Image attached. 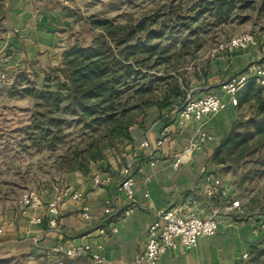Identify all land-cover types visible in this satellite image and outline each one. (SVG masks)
I'll return each mask as SVG.
<instances>
[{
  "label": "crops",
  "instance_id": "crops-1",
  "mask_svg": "<svg viewBox=\"0 0 264 264\" xmlns=\"http://www.w3.org/2000/svg\"><path fill=\"white\" fill-rule=\"evenodd\" d=\"M51 3L53 0H10L2 21L0 58L2 54L11 58L4 65L0 60V68L14 74L22 70L34 74L33 69L36 74H43L50 68L60 47L57 31L64 27L61 25L65 18ZM261 35L244 49L217 53L201 80L204 86L198 87L202 91L193 97H224L219 89L221 82L243 72L250 64L264 65ZM238 117L235 107L228 106L204 120L191 118L180 125L175 121V111L149 109L130 127L131 143L123 142L117 151L107 150L103 159L91 163L87 174L69 173L63 183L38 192L44 200L57 199V229L47 228L44 222L31 223L34 217L43 215V208H19L2 222L0 252L20 255L33 251L38 258L54 262L60 256L52 250L54 246L87 244L106 264H143L134 259L144 248L155 212L177 208L181 213L199 211L204 216L215 212L218 230L200 237L193 248L177 244L163 253L156 264H239L241 254L252 244L254 226L251 220L236 223L233 215L225 214L224 209L230 208L220 197L206 196L201 174V169L206 168L218 176L223 165L212 161L213 152ZM164 127L168 129L166 139L157 145ZM202 132L206 134L204 141L199 139ZM144 141L146 147L141 146ZM190 142L196 145L187 151ZM177 158L180 162L174 165ZM126 166H131L133 172L130 200L118 189ZM95 175L99 176V183L93 186ZM221 180L228 192H235L232 184ZM73 192L81 193V197L73 199ZM83 212L88 218L83 217ZM72 264L91 263L82 255L72 257Z\"/></svg>",
  "mask_w": 264,
  "mask_h": 264
},
{
  "label": "trees",
  "instance_id": "trees-1",
  "mask_svg": "<svg viewBox=\"0 0 264 264\" xmlns=\"http://www.w3.org/2000/svg\"><path fill=\"white\" fill-rule=\"evenodd\" d=\"M6 2L0 0V31ZM183 7L182 1L174 4L171 0L151 14L128 17L124 23L93 19L99 31L86 44L80 45V39H74L72 47L63 52L60 65L52 72L43 71L41 84L35 80L38 74L34 69L31 77L24 70L17 72L6 88L8 94L28 95L31 104L28 121L17 130L21 137L15 142L16 149L59 150L55 160L58 169L87 174L91 163L104 158L106 148L115 151L123 142L131 143L129 129L146 109L154 106L159 112H172L186 100V80L149 71L167 65L170 60V56L164 55L168 46L159 47L157 38L178 28H192L206 18L214 24L229 22L240 16L243 9L264 12V0H189L185 14ZM203 28L199 24L193 31ZM186 41L181 42L182 48L190 45ZM151 56H154L153 64H150ZM139 63L143 71L135 68ZM236 97L239 110L248 103L250 117L239 116L231 125L213 152L215 164L236 163L247 155L251 146L256 147L264 139L261 87L249 80ZM68 117L73 124L71 130L66 129ZM241 128L245 129L240 131ZM249 215L243 212L233 217L243 220ZM263 256L264 236L247 250V257L258 264Z\"/></svg>",
  "mask_w": 264,
  "mask_h": 264
},
{
  "label": "rangeland",
  "instance_id": "rangeland-1",
  "mask_svg": "<svg viewBox=\"0 0 264 264\" xmlns=\"http://www.w3.org/2000/svg\"><path fill=\"white\" fill-rule=\"evenodd\" d=\"M170 1L53 0L51 4L62 11L65 24L63 21L61 26L64 27L57 31V36L60 38V47L52 57L53 62L48 71L52 72L60 65L63 52L72 47L74 39L79 38L80 45L91 41L94 34L99 31L97 25L92 23L93 19L106 18L117 23H124L128 17H141L142 14H151ZM172 1L174 4L182 1L184 5L182 14H185L186 8L189 6V0ZM36 3L40 7L39 1ZM8 4L10 5V0L5 3L6 8L9 7ZM239 15L229 22L220 24L209 22L207 21L209 18H206L201 20L202 23L199 21L195 23L204 25V28L198 31H193V28L197 26L193 24L194 27L192 28L182 27L178 28L176 32L165 33L160 36L156 39L159 40L158 46H168L164 55L170 56V60L169 63H166L167 65L161 64L149 71L162 77L174 76L178 81L182 78L186 80V98L201 92L202 90L198 87L204 86L201 82L203 72L208 71V64L216 55L214 49L219 44L225 43L233 36L243 32L251 33L255 39L262 36L264 12L258 13L257 10L249 8L241 10ZM3 34L4 30H1L0 35ZM173 38L175 41L172 40ZM194 38H197V40ZM183 40L190 42L187 48H182L181 42ZM191 40L195 41L191 42ZM10 58L7 54H2L0 60L4 65ZM153 62L154 56H151L150 64H153ZM172 64L174 65L171 66ZM259 65L264 66L263 64ZM135 68L141 71L144 70L143 65L140 63L135 64ZM15 75L13 72L8 73L4 68H0V173H2L0 177V229H3L2 222L4 219L12 213L16 214V211L19 210V200L25 191L42 192L48 188L56 187L63 183L66 175L72 173L57 168L55 160L59 150L31 149L25 151L16 149L15 142L21 137L17 130L28 121L31 98L28 95L13 96L8 94L6 88L12 83ZM29 75L31 77V74ZM43 76L45 75L38 74L35 78L38 84L43 82ZM261 90L264 95V88H261ZM237 106L238 104L235 109L238 116L250 117L248 103H244L240 110ZM153 107H149L146 111ZM70 120L71 117H68L66 121L67 130H71V127H73ZM244 129L241 128L240 131ZM66 148L67 145L64 147V151ZM107 150L111 149L106 148L104 153ZM12 164H15V166L13 167ZM218 176L232 184L235 192L231 193V196L239 201L237 209H224L227 210L225 214L234 216L235 214L241 215L243 212H249L250 215L246 216L245 219L236 220L234 217L233 220L236 223L251 220L254 226L251 243H254L264 236V139L257 143L256 147L251 146L243 159L241 158L231 165H224L218 172ZM247 250L244 252L246 257H241L239 263L258 264V262L256 263L250 257H247ZM32 252L20 255H8L0 252V260H3L0 264H72V258L59 256L57 260L51 262L38 258ZM15 256H19V258L15 259ZM259 264H264V256L261 257Z\"/></svg>",
  "mask_w": 264,
  "mask_h": 264
},
{
  "label": "built area",
  "instance_id": "built-area-1",
  "mask_svg": "<svg viewBox=\"0 0 264 264\" xmlns=\"http://www.w3.org/2000/svg\"><path fill=\"white\" fill-rule=\"evenodd\" d=\"M262 33L264 35V31ZM254 43V36L249 32H243L233 36L227 42L219 44L214 49V52L217 54L225 50L244 49ZM249 80H253L256 85L264 88V66L252 64L243 70V72L221 82L219 89L224 97L212 94L199 97L188 96L183 104L175 110V121L180 125H183L191 118L201 121L228 106L235 107L238 104L237 92ZM167 131V127H164L156 141L157 145L165 141ZM199 137L200 141H204L206 134L202 132ZM195 145L196 142H190L185 150H191ZM141 146L146 147V141L142 142ZM179 162L180 158H177L174 165L179 164ZM132 173L131 166H126L123 169L124 179L118 186V189L123 190L129 200L133 198L131 190ZM201 174L203 191L206 196L220 197L224 205L230 209H237L239 207V201L231 196V193L228 192L218 176H215L213 172L208 171L206 168L201 169ZM98 183L99 176H93V186H96ZM71 197L79 199L81 193L73 192ZM19 208H43V215L34 217L31 223L40 224L44 222L49 229H57L59 226V205L56 198L44 200L37 191L27 190L19 200ZM104 211L109 212V208H105ZM83 217L88 218L87 213L83 212ZM218 224L215 212L209 216H204L199 211L189 210L187 213H181L177 208L158 209L148 225L144 248L135 257L134 261L143 264H156L163 253L173 249L177 244L185 249L193 248L200 237L215 233L218 230ZM99 231L103 233V230L100 229ZM52 250L60 256L72 258L74 256L85 255L89 258L91 264H106L103 258L87 244L71 245L66 248L62 245H57ZM241 257H246L244 252Z\"/></svg>",
  "mask_w": 264,
  "mask_h": 264
}]
</instances>
